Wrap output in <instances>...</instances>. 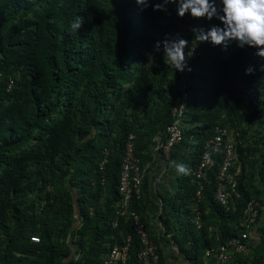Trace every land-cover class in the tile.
Returning a JSON list of instances; mask_svg holds the SVG:
<instances>
[{
	"label": "trees",
	"instance_id": "1",
	"mask_svg": "<svg viewBox=\"0 0 264 264\" xmlns=\"http://www.w3.org/2000/svg\"><path fill=\"white\" fill-rule=\"evenodd\" d=\"M157 3L167 11H154ZM177 9V3L164 0H149L147 7L136 0H0V264H102L115 238L127 236V264H138L139 242L130 224L121 219L111 228L124 145L133 134L142 169L179 102L180 78L189 84L183 143H194L190 168L213 128L241 127L248 110L261 129L256 163L264 185V57L235 41H192L194 28L222 25L215 18L179 17ZM78 16L84 22L73 32L70 25ZM177 35L206 58L174 71L164 63L163 41ZM149 65L163 84L159 89L151 86ZM249 67L253 72L246 74ZM10 80L14 85L8 90ZM250 151L236 143L235 211L213 201L216 166L209 171L200 211L218 230L190 232L192 246L185 251L190 260H200L206 249L236 234L242 209L255 199L247 185L254 174L248 168H255ZM184 188L193 200V187ZM140 202L132 203L137 212ZM259 204L258 239L251 242L256 261L264 259ZM32 234L39 243L30 241ZM73 252L80 254L77 260Z\"/></svg>",
	"mask_w": 264,
	"mask_h": 264
},
{
	"label": "built area",
	"instance_id": "2",
	"mask_svg": "<svg viewBox=\"0 0 264 264\" xmlns=\"http://www.w3.org/2000/svg\"><path fill=\"white\" fill-rule=\"evenodd\" d=\"M184 52L186 64L206 58L192 43L188 44ZM13 85V80H10L8 90H11ZM176 91L179 95V102L170 109L171 121L154 138V150L165 159H169L174 147L184 141V119L190 97L189 84L185 78L176 81ZM218 158L220 159L218 160ZM105 163L106 158L99 166L102 174H104ZM236 163V140L234 136L227 127L215 126L212 135L199 150L197 163L188 172V183L194 189V205L188 215V222L194 230L199 231L201 228H206L208 234L218 230L217 227H212L203 220L200 211L204 199L205 182L208 179L209 171L215 166L216 182L213 201L227 212L236 210L235 201L240 198L238 190L240 169ZM103 178L102 176V181H104ZM142 180L141 162L135 152L134 135L130 134L125 142L121 159L117 186L119 200L116 204L111 228L117 229L121 219L130 224L133 234L139 242V249L136 254L137 263L161 264V255L157 245L150 237L141 216L132 207L134 201H139L142 198ZM261 210L263 207L255 199L249 200L240 213L236 225V234L225 243H216L211 248L206 249L204 258L206 260L214 258L218 264H264V259L256 261L253 258L251 249V242L258 239L255 232L262 219ZM30 241L33 243L40 242L39 238L35 236L30 237ZM130 243V236L115 238L102 264H127Z\"/></svg>",
	"mask_w": 264,
	"mask_h": 264
},
{
	"label": "crops",
	"instance_id": "3",
	"mask_svg": "<svg viewBox=\"0 0 264 264\" xmlns=\"http://www.w3.org/2000/svg\"><path fill=\"white\" fill-rule=\"evenodd\" d=\"M193 145L189 140L176 145L169 159L153 148L150 160L142 166V198L138 212L158 247L161 264H218L214 258L206 260L200 250L197 251L201 254L200 260L196 261L190 260L192 255L189 258L185 253L192 246L187 237L190 232H197L190 223L188 225L194 203L184 188L191 187L186 180L188 174L178 175L171 162H182L189 170L194 156ZM194 239L199 236L196 234Z\"/></svg>",
	"mask_w": 264,
	"mask_h": 264
},
{
	"label": "clouds",
	"instance_id": "4",
	"mask_svg": "<svg viewBox=\"0 0 264 264\" xmlns=\"http://www.w3.org/2000/svg\"><path fill=\"white\" fill-rule=\"evenodd\" d=\"M138 4H144L147 7L149 0H136ZM177 3V14L184 17L190 14L193 19L215 18L222 25H212L210 29H193L194 38L192 41L208 42L215 45L228 42H237L238 47L248 45L257 49L256 54L264 57V0H164V3ZM221 5L218 7L217 5ZM154 11H167L163 4L157 3L153 7ZM84 18L78 16L71 23L73 32L80 29ZM189 41L180 38L165 39L163 41V60L171 68L184 71L186 66V56L184 49ZM160 42H157L156 51H159ZM189 55V54H188ZM190 56V55H189ZM149 62L154 63V57H149ZM190 70V69H189ZM264 70V66H262ZM253 68L246 69V74H251ZM178 175L188 174L189 170L182 162H171Z\"/></svg>",
	"mask_w": 264,
	"mask_h": 264
},
{
	"label": "rangeland",
	"instance_id": "5",
	"mask_svg": "<svg viewBox=\"0 0 264 264\" xmlns=\"http://www.w3.org/2000/svg\"><path fill=\"white\" fill-rule=\"evenodd\" d=\"M148 77H149L151 86L154 89H159L160 87H162L161 86L162 82L160 81L158 76L152 74V67L151 66L149 69ZM168 88L169 87L166 86V90H168ZM143 113H144V109L140 108L138 110L139 116H142ZM229 130L232 133V135L234 136L237 145L240 143L244 147L246 146V147L252 148V151H250V157H251L250 160H252V164H253V166H255V168L254 167L248 168L249 171L253 172L254 174L251 177L249 176V178L247 180V185H248L249 190H251L253 192L252 194H255V195H253L255 200L258 203H261L262 205H264V185H262V182L259 179V175L257 174L258 166L256 163V158L258 157V154H259L258 150H259L260 145H261V139H260L261 138V132H260L261 129L259 127V124L257 123L256 118H254L248 114V110H247L246 119H245V122L243 123V125L241 127L230 128ZM242 131L245 132L243 134V137L241 134ZM189 142L192 143L191 139H189ZM208 212H209V209L207 208L206 209L207 216H208ZM215 222L217 223V221H215ZM32 236H35V234L30 235V237H32ZM79 240L80 239H78V236H76L75 242L78 245L80 243ZM73 251H74V248H73ZM71 257L75 258L77 260L80 257V254L73 252Z\"/></svg>",
	"mask_w": 264,
	"mask_h": 264
}]
</instances>
